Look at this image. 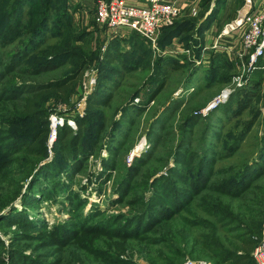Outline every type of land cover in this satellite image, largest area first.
<instances>
[{
    "label": "rangeland",
    "instance_id": "rangeland-1",
    "mask_svg": "<svg viewBox=\"0 0 264 264\" xmlns=\"http://www.w3.org/2000/svg\"><path fill=\"white\" fill-rule=\"evenodd\" d=\"M94 1L69 0L68 7L75 38L72 39L67 34H64L62 38L45 34L43 43L36 48L34 53L38 57L52 58L53 53H47L40 49L58 43L61 46L59 51L76 50L78 55H74L66 65L56 66L37 76H21L19 72H13L4 77L6 79L4 81H7L6 84L8 83L9 86L6 84L0 86V133L8 135L14 131L21 133L23 129L25 131L30 129L29 123L19 124L17 122L19 118L16 116L20 113L22 101L5 99L8 95L7 90L12 85L46 84L63 78L67 71L76 66V63L83 62L86 63L83 76L68 101L62 100L56 95H50L44 104L49 115L48 119L52 117L51 115L59 114L68 119V122L76 120L75 117L79 115L77 105L84 95L83 79L94 75L98 84L100 62L103 61L109 45L119 38L108 28L96 25ZM201 3L202 0H200ZM246 4V0H212L205 8L199 5L201 6L200 15L192 14V10L195 8L194 3L189 5L186 10L181 9V14L175 19L174 24L187 23L192 39L188 41L189 43H185L178 37L174 38L173 41H176L180 49L171 46L173 41L164 48L160 44L157 48L149 44L151 46H149L151 48L150 59L142 60L146 61L145 64L148 66L143 67L139 54L135 52L136 54L133 53V55L139 59V62L136 66L131 67L128 64L129 57L126 55L129 46L124 43L120 51L121 56L113 63L117 69L114 76L116 75L118 78V85L114 90L112 107H106V112H104L107 127L101 129V135L94 151L89 154L84 163H79L78 167L71 166L72 162L69 156L59 155L61 164L66 166L63 171H58L59 177L57 176L64 185L62 189L54 188L50 182H46L43 185L44 190H40V185H36L32 187V191H28L31 184L29 175L35 170L30 158L23 153H0V205L2 204L0 209L14 201L13 206L20 212L26 211L34 223L40 219L45 225L43 230H40L25 226L19 227L16 221L0 222V264H214L205 249L200 248L196 257L193 258L192 253L195 254L193 247L181 246L178 243L176 231H179L178 227H182L180 224L159 222L154 225L145 224L143 229L140 228V224H137L136 228L141 231L135 230L134 237L121 236V231L117 230V226L125 224L128 218L131 221L151 202L152 190L148 188V185L145 186V182L152 181L151 178L155 175H168V167L175 166L173 152L168 154V151L175 152L178 141L184 137L183 130L186 129H181L180 126L184 114L188 112H191L190 114L195 115L196 118L187 129L188 133L185 134L187 145L192 142L191 149L197 156L201 155L205 148L216 152V155L208 154L209 157H212L209 159H215L214 174L211 177L210 185H217L223 180L234 177V173L245 162L256 159L261 146L260 139L264 133V81L258 98L241 115L231 118L223 116L218 118L215 115L209 118L208 116L214 112L218 113L221 105L227 103L224 102L208 110L210 105L214 104L216 100H220L225 89H233V78L239 73L241 67L237 54L232 58L226 54L233 64L232 75L226 83L222 82L218 70L220 63L217 61L214 64V56L218 53H225V50L214 51L208 46L214 43L220 33L235 24ZM1 6L2 4H0V10ZM208 12H214L212 20H215V24L212 33L204 34L203 31L209 23L207 22L206 25L202 19ZM31 23L32 20H24V26L17 34L16 39L10 40L11 37H5L2 40L0 34V73L5 72L10 55L20 50L26 40L30 38L27 31L31 27ZM22 33L23 36H21ZM82 33L90 34L85 38L78 39L77 37ZM124 36L120 38L122 39ZM231 39L233 40L234 37ZM238 39L236 36V40ZM207 41L213 42L210 45ZM239 43L234 45L237 49L240 46ZM223 44L230 45L228 40ZM188 51H190L189 55ZM160 59H162L161 63L170 59L182 67L170 70L163 91L154 98V101L146 103L145 99H148L156 87L150 83L157 72V61ZM261 59L260 64L264 67V56ZM196 60H200V63H197ZM63 61L65 62V60ZM36 63L38 64L39 61ZM26 65L25 62L19 67L27 69L29 66ZM137 93L139 95L132 99ZM127 105L128 112L122 115L123 108ZM141 107L143 110H138ZM187 108L188 110H186ZM259 113L261 115L258 122L246 135L240 148L229 154L233 134L240 132L244 125ZM117 122L121 123L120 129H115ZM153 125L154 132L158 135L150 137L148 133ZM46 144L48 146L47 161H52L57 154L55 142L52 146L50 145V133ZM111 148L116 150L115 155L112 154ZM150 155L152 157L146 167L135 175L132 182L130 181V189L122 196L118 190V183L127 169L133 167L136 160L146 159ZM162 158L166 162L163 160L162 163ZM111 159L114 161L113 167L106 164V162H111ZM257 160L259 166L256 165L255 168L261 167L262 160L259 158ZM26 171L29 173L28 177L27 175L25 177ZM53 176L56 177V174ZM147 177L148 179L145 180ZM17 187L20 188L17 197L16 193L13 196L5 195L8 191L13 193ZM48 188L52 194H55V197L54 194L51 196L52 198L43 197V192ZM24 193H28L30 196L28 205H24L26 201L24 197L22 198ZM73 193L78 194L84 203H81L79 213L74 214L71 212L73 209H71L70 201V196ZM218 196L215 197L218 198ZM242 196L240 199L225 198L231 204L229 202L223 204L229 206L235 215L241 217L242 221L257 215L255 213L259 211L264 215V171L254 181L251 189ZM34 198L38 200L35 203L31 201ZM134 199L138 202H133ZM10 207L8 205V208L0 212V215H11ZM200 207L201 203H196L191 217L198 223H204V221L210 220V217ZM76 210L74 209V211ZM96 210V213H100L98 219L108 220L112 223L120 216L124 219H121L119 224H115V228L110 232H105L103 228L100 231L98 228L88 231L89 228L85 222H82L80 214L84 212L85 215H88ZM212 211L216 219H224V213L219 211V207L212 208ZM77 225L80 227L77 228ZM55 226H57L56 229ZM60 229L61 231L67 230L68 233L65 231L63 235ZM182 230L183 227L180 228V231ZM194 231L195 239L202 243L208 240L206 238L208 229L205 224L197 226ZM220 233L224 235L222 226ZM181 241L187 244L185 240ZM209 242L207 241V243ZM226 243L229 245L227 241ZM177 252H181L182 255L174 256Z\"/></svg>",
    "mask_w": 264,
    "mask_h": 264
},
{
    "label": "trees",
    "instance_id": "trees-1",
    "mask_svg": "<svg viewBox=\"0 0 264 264\" xmlns=\"http://www.w3.org/2000/svg\"><path fill=\"white\" fill-rule=\"evenodd\" d=\"M211 1L212 0H202L201 6L205 8ZM68 2L69 0H0V4H2L0 10V34L2 35V40L5 37H11L10 40L13 38L16 39L17 34L21 32L24 26V20H32L31 27H29L27 31L29 32L28 34H30V38L26 40L25 45L21 47L20 50L10 55L6 63L5 72L0 73V86L6 84L7 81H4L6 80L4 77L10 75V73L19 72L21 76H37L40 75L41 72L50 70L56 66L62 64L66 65L74 55H78L76 50L67 49V51H59L61 46L58 43H53L50 46L45 48L41 47L40 49L47 53H53L52 58L38 57L34 54L36 48L43 43L45 34H51L57 38H62L64 34H67V36H71L72 39L75 38ZM213 10L215 11L216 7ZM213 15L214 12L210 13L206 21L208 22L211 20ZM206 21H203V23ZM188 28L190 27L187 23H175L163 28L159 36L160 46L163 48L169 46L176 37L180 38L185 43H189L188 41L192 39V35L189 33ZM89 34L90 33H82V35H79L77 38L82 39ZM116 35L119 38L109 45L104 54L103 61L100 62L99 82L94 92L88 97L86 114L84 117H77V129L74 130L68 125L58 129V136L55 141L57 155L52 161H47L48 146L46 140L50 133V118L48 119L49 115L44 108L45 101L50 95H56L62 100L68 101L69 96L83 76L86 63H76V66L67 71L63 78L50 81L46 84L22 83V86L12 85L7 90L8 95L5 99L8 98V101H22V108L20 113L16 116V118H19L17 122H19V124L29 123L30 129H28L29 131L23 129L21 133L14 131L8 135L0 133V138H2L0 140V153H23L30 158V162L33 163L32 167H35V172L33 171L32 174L29 175L26 171L25 177L27 174L31 176L29 178L31 184L28 191H32V187L36 185H40V190H44L45 187H43V185L46 182H50V185L54 186V188L59 187L62 189L64 185L60 182V179H58V171H63L66 169V166L61 164L59 155L64 154L69 156L72 162L71 166L78 167L79 163H84L89 154L94 151V147L97 145V141L101 135V129H106L107 127L104 112H106V107H112L114 90L118 85V78L116 75L114 76V74L117 73V69L113 66V63L114 60H118V57L121 56L120 51L124 43L129 46L126 55L129 57L128 64H130L131 67L136 66L139 62V59H137L133 53L139 54L141 61L144 58H146V61L150 59L151 46L137 32L128 30L125 34L121 33ZM123 35L126 37L124 36V39H121L120 37ZM21 36H23V33ZM10 40H8V42H10ZM63 60H65V62ZM261 60L260 58L258 69L255 71L256 73H254V75L252 74L250 82L244 87L236 88L230 100L221 105L218 113L214 112L208 115L209 118H212L214 115L218 118L222 116L227 118L237 117L244 113L246 108L258 98L264 81V67L260 64ZM35 61H39V63L37 64ZM161 61L162 59L157 61V72L150 83V85H155L156 87L152 93H150L148 99H145L146 103L154 101V98L163 91L170 70L182 67L179 63H174L170 59L162 63ZM217 61L220 63V68H218V70L221 75V81L226 83L232 75L233 64L225 53L216 54L214 56V64ZM25 62L27 64L26 66L29 67L27 69L20 68L19 66ZM143 62L144 61L141 62L143 67L148 66V64ZM258 75H260V77H258ZM6 85L9 86L8 83ZM137 95H139V93L134 95L132 99ZM127 109L128 105L123 108L124 112L122 115L127 114ZM138 110L141 111L143 108L141 107ZM186 110H188V108ZM190 113L191 112L184 114L180 128L186 130H183L184 137L178 141L177 147L175 148L176 151H168V154L173 152L172 155H174L175 158V166L168 167V175H155L151 178L152 181L145 182V186L148 185V188L152 190L151 202L145 209H142L137 216L133 217L131 221H129L130 219L128 218L125 224L118 225L117 230L121 231V236L134 237L135 230H140L136 228L137 224H140L141 229L144 228L145 224L154 225L159 222L180 224L183 230L180 231L182 227H178L179 231H176V238L179 240L178 243L181 246L187 245L193 247L195 251V254L192 253L193 258L196 257L198 250L203 248L208 252L209 259L214 264H253L252 253L262 237L264 215L260 211H256L257 213L255 214L257 215L242 221L241 217L235 215L229 206H225L223 203L229 202L228 200L226 201L225 198H242V195L254 185V181L262 175L264 171V133L260 139L261 146L259 147L256 159H252L251 162H245L244 165L234 173V177L223 180L217 185H210L211 177L214 174L213 168L215 159H209L212 157H209L208 154L211 153L212 155H216V152L212 149L205 148L201 152V155L198 154L197 156L194 150L191 149L192 142L190 145H187L185 134L188 133L187 129L196 118L195 115ZM260 115L261 113L248 121L240 132L238 131L233 134L232 143L229 146V154L234 153L240 148L246 135L258 122ZM99 117L102 119H98ZM120 126L121 123L117 122L115 129H120ZM153 127L154 125L149 129L148 134L150 137L158 135L154 132L155 129H153ZM115 151L116 150L111 148L113 155H115ZM151 157L150 155L146 159L136 160L134 166L127 169L125 175L118 183V190L122 196L130 189L131 182L135 175L146 167ZM164 158L161 159L162 163L164 161L166 162ZM258 158L262 160L260 163L261 167L255 168L256 165L259 166ZM111 160V162H113L112 164L111 162H106V164L113 167L114 161L113 159ZM54 174H56V177L53 176ZM148 177L145 180H147ZM19 190L20 188L18 189L17 187L16 191L13 193L8 191L5 195L13 196L15 195L14 193H16L17 197ZM53 194L48 188V190L43 192V197L52 198L51 196H53ZM216 195H219L218 198L215 197ZM23 197L26 200L24 205H28L30 196L28 193H24L22 198ZM80 199V196L75 193L70 196L71 209H73L71 212L73 214L79 213V207L82 205L81 203H83ZM31 201L35 203V201L38 200L34 198ZM132 201L138 202L136 199ZM13 202L14 201L8 204L9 207L11 206L9 212H12V214L0 215V222L16 221L19 227L25 226L30 229L43 230L45 225H43L42 220H36L34 223L27 212H20L13 206ZM198 202L201 203L200 208L204 209V212L210 217V220L204 221V223H198L191 217L193 216V208ZM8 205L6 207L3 206L0 212L8 208ZM214 207H219V211L224 213L225 217L223 220L214 217L212 211ZM74 209L77 210L74 211ZM96 212L97 210L88 215H85L84 212L80 214L82 222H85L88 226L87 228H89L88 231H91L92 228H98L100 231L103 228L105 232H110L115 228V224H119L120 220L124 219L120 216L112 223L108 220L98 219L97 217H99L100 213ZM202 224L207 226L208 232L206 233V238L208 239L207 241H210L209 243H207V241L202 243V241L194 238V228ZM221 226L224 230V235L220 233ZM56 227L57 226H55V229ZM76 227L78 228L80 226L77 225ZM65 231L68 233L67 230L61 231L60 229L63 235ZM181 240H185L187 244ZM179 255H182V253L177 252L174 254L176 257Z\"/></svg>",
    "mask_w": 264,
    "mask_h": 264
},
{
    "label": "built area",
    "instance_id": "built-area-1",
    "mask_svg": "<svg viewBox=\"0 0 264 264\" xmlns=\"http://www.w3.org/2000/svg\"><path fill=\"white\" fill-rule=\"evenodd\" d=\"M145 5H134L127 0H95V23L99 27H106L115 35L128 30L137 32L152 47L159 45V36L163 28L174 24L175 19L181 14V7L176 2L167 0H145ZM247 4L240 13L235 24L220 33L214 43L209 46L211 50H225V54L232 58L239 56L241 67L239 73L233 78V89H225L220 100L208 108L227 102L233 91L238 87L246 86L252 74L258 69V62L264 56V7L255 6L254 0H246ZM193 15L198 14L197 9L192 10ZM236 36L239 38L236 40ZM234 39L232 40L231 38ZM228 40V44H223ZM232 40V41H231ZM239 43L238 49L234 46ZM208 48V47H207ZM190 51H188V55ZM200 63V60H196ZM87 75V72H86ZM97 87V78L90 75L83 79V99L77 105L78 116L75 121H69L59 114L50 117V145L57 139L58 129L68 124L72 129H77V117H83L87 110L89 95ZM139 101V99H137ZM137 101V102H138ZM215 105V106H214ZM212 108V109H213ZM253 264H264V229L262 237L253 253Z\"/></svg>",
    "mask_w": 264,
    "mask_h": 264
},
{
    "label": "crops",
    "instance_id": "crops-1",
    "mask_svg": "<svg viewBox=\"0 0 264 264\" xmlns=\"http://www.w3.org/2000/svg\"><path fill=\"white\" fill-rule=\"evenodd\" d=\"M167 1H173V2H176L177 5H179L181 7V9L183 10H186L188 8L189 5L193 4V6H195L194 9H197L198 10V6L201 5L200 4V0H167ZM255 1V6L256 7H261L263 8L264 7V0H254ZM128 3L130 4H134V5H145L147 4V2L145 0H127ZM199 10H198V14L200 15V9H201V6H199ZM210 14V12H208L207 14L205 13L204 14V17L202 19V21H206V18L207 16ZM213 18V17H212ZM215 21V20H214ZM214 21L211 19L208 21L209 25L207 26V28H205V30L203 31L204 34H207L208 32L209 33H212V30L214 28ZM207 22V21H206ZM205 22V23H206ZM207 25V24H206ZM125 34V33H124ZM206 36V35H205ZM210 38V37H209ZM213 40V39H212ZM208 42V41H207ZM213 41H209L208 43L211 45ZM172 47H176L177 49H180L178 47V45L176 44V41H173ZM209 47V46H208Z\"/></svg>",
    "mask_w": 264,
    "mask_h": 264
},
{
    "label": "bare ground",
    "instance_id": "bare-ground-1",
    "mask_svg": "<svg viewBox=\"0 0 264 264\" xmlns=\"http://www.w3.org/2000/svg\"><path fill=\"white\" fill-rule=\"evenodd\" d=\"M229 100H230V99H229ZM229 100H228V101H229ZM228 101H227V102H228Z\"/></svg>",
    "mask_w": 264,
    "mask_h": 264
},
{
    "label": "water",
    "instance_id": "water-1",
    "mask_svg": "<svg viewBox=\"0 0 264 264\" xmlns=\"http://www.w3.org/2000/svg\"><path fill=\"white\" fill-rule=\"evenodd\" d=\"M233 92H234V91H233ZM232 94H233V93H232ZM232 94H231V95H232Z\"/></svg>",
    "mask_w": 264,
    "mask_h": 264
}]
</instances>
